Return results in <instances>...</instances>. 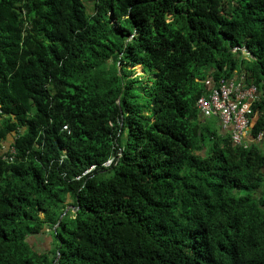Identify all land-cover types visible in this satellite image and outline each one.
<instances>
[{
  "label": "trees",
  "instance_id": "1",
  "mask_svg": "<svg viewBox=\"0 0 264 264\" xmlns=\"http://www.w3.org/2000/svg\"><path fill=\"white\" fill-rule=\"evenodd\" d=\"M86 2L0 0V264H264V0Z\"/></svg>",
  "mask_w": 264,
  "mask_h": 264
},
{
  "label": "built area",
  "instance_id": "2",
  "mask_svg": "<svg viewBox=\"0 0 264 264\" xmlns=\"http://www.w3.org/2000/svg\"><path fill=\"white\" fill-rule=\"evenodd\" d=\"M260 99L258 87L242 77L229 80L214 88L208 96L198 100L197 106L204 116L219 117L223 127L231 130L234 142L241 143L250 136L249 117ZM64 129L67 130V127ZM262 137L260 135L258 139ZM95 169L96 167H91L83 176L89 175Z\"/></svg>",
  "mask_w": 264,
  "mask_h": 264
},
{
  "label": "rangeland",
  "instance_id": "3",
  "mask_svg": "<svg viewBox=\"0 0 264 264\" xmlns=\"http://www.w3.org/2000/svg\"><path fill=\"white\" fill-rule=\"evenodd\" d=\"M86 4L88 5L89 8H91L93 6L92 0H87ZM246 56L247 55L245 54V57ZM131 70H135V75H134L135 77L145 75V72H144L142 66L138 65L135 68H131ZM106 166H109V164L107 163ZM45 233H46V228H44V234ZM49 236L51 237V239L46 238ZM29 240H30V243L32 245H34L35 248H38V250L42 251V252H48L49 251L50 253H55L56 250L58 249V241L55 239L52 232L45 234V237L41 236L40 239L35 240L34 238H30Z\"/></svg>",
  "mask_w": 264,
  "mask_h": 264
},
{
  "label": "crops",
  "instance_id": "4",
  "mask_svg": "<svg viewBox=\"0 0 264 264\" xmlns=\"http://www.w3.org/2000/svg\"><path fill=\"white\" fill-rule=\"evenodd\" d=\"M219 125H220V123H219ZM221 127V126H220ZM221 130L223 131V129H222V127H221ZM224 132V131H223Z\"/></svg>",
  "mask_w": 264,
  "mask_h": 264
}]
</instances>
